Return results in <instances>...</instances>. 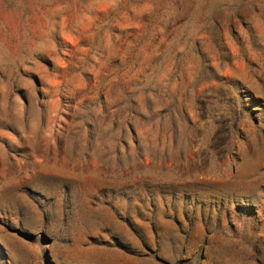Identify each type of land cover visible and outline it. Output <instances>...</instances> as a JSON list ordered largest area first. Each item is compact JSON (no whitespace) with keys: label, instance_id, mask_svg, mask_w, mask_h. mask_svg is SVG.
<instances>
[{"label":"rangeland","instance_id":"obj_1","mask_svg":"<svg viewBox=\"0 0 264 264\" xmlns=\"http://www.w3.org/2000/svg\"><path fill=\"white\" fill-rule=\"evenodd\" d=\"M0 264H264V0H0Z\"/></svg>","mask_w":264,"mask_h":264}]
</instances>
